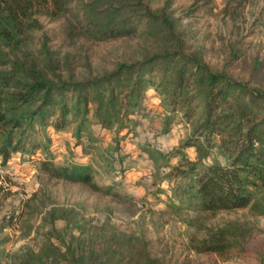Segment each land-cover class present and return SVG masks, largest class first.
I'll return each mask as SVG.
<instances>
[{"label": "rangeland", "instance_id": "1", "mask_svg": "<svg viewBox=\"0 0 264 264\" xmlns=\"http://www.w3.org/2000/svg\"><path fill=\"white\" fill-rule=\"evenodd\" d=\"M89 1L76 0L72 11L59 17L40 16L43 27L29 32L20 56L50 76L84 79L123 61L178 49L264 88V0H145L153 10L166 9L172 33H150L143 26L145 31L107 40L84 35L78 10ZM161 77L160 70L146 75L156 83ZM150 86L151 103L162 111L169 108ZM68 101L73 102L71 93ZM56 116L17 131L22 149L6 164L0 160V264H85L89 258L106 264H264L262 207L211 212L198 205L202 167L233 159L219 136L211 155L195 168L196 149H179L193 130L183 112L176 113L169 134L161 131L165 115L153 130L137 129L128 120L120 133L118 124L105 130L90 117L80 140L72 114L62 130L53 126ZM149 141L154 148H148ZM142 146L149 151L143 149L137 158ZM124 153L129 166L117 158ZM45 158L92 164L95 180L105 188L112 185L111 192L51 178L41 170ZM222 226L240 231L229 253L194 249L192 240Z\"/></svg>", "mask_w": 264, "mask_h": 264}, {"label": "trees", "instance_id": "2", "mask_svg": "<svg viewBox=\"0 0 264 264\" xmlns=\"http://www.w3.org/2000/svg\"><path fill=\"white\" fill-rule=\"evenodd\" d=\"M75 1L0 0L1 163L6 164L13 152L22 149L17 131L28 125L34 128L36 122L45 124L51 115L57 114L53 126L62 130L71 122L69 115L72 114L80 140L90 117L94 125L105 130L118 124L115 132L120 133L128 127V120L137 129L153 130L165 115L161 131L169 134L180 111L187 121L193 122V130L179 149H196L195 168L211 155L216 136L220 137L224 148L231 150L233 157L228 165L213 163L202 167L196 189L200 209L215 212L262 207L264 213V88L236 79L225 71L214 70L194 53L178 49L123 61L95 77L50 76L20 53L24 51L29 32L42 29L40 16L65 15L72 11ZM80 8L78 21L84 35L98 40L131 36L143 26L150 33L156 30L172 33V21L166 9L153 10L145 0H90ZM156 70L162 73L159 83L146 78ZM150 85H155V96L160 101L162 97L169 108L162 111L159 105L151 103ZM56 104L58 113H54ZM31 105L33 107L27 109ZM151 143L148 142V148L155 147L156 144ZM143 149L149 151L142 146L137 158L146 152ZM127 155L117 156L122 166H129L124 160ZM40 165L51 178L86 184L103 193L111 192L112 185L105 188L95 180L94 168L88 162L56 163L53 158H45ZM11 222L13 218L1 227ZM237 230L232 226L211 229L203 238L192 240V244L199 253L223 256L233 249L236 236L240 235ZM241 234L245 236V230ZM84 263L106 264L91 258Z\"/></svg>", "mask_w": 264, "mask_h": 264}]
</instances>
